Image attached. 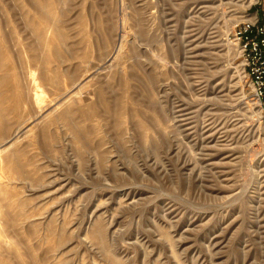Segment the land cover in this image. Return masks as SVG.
<instances>
[{
    "label": "rangeland",
    "instance_id": "374dc122",
    "mask_svg": "<svg viewBox=\"0 0 264 264\" xmlns=\"http://www.w3.org/2000/svg\"><path fill=\"white\" fill-rule=\"evenodd\" d=\"M254 15L264 0H0V85L22 95L0 264H264V114L231 37Z\"/></svg>",
    "mask_w": 264,
    "mask_h": 264
},
{
    "label": "built area",
    "instance_id": "2783aa9c",
    "mask_svg": "<svg viewBox=\"0 0 264 264\" xmlns=\"http://www.w3.org/2000/svg\"><path fill=\"white\" fill-rule=\"evenodd\" d=\"M231 37L239 48L243 74L264 114V24L250 16L234 26Z\"/></svg>",
    "mask_w": 264,
    "mask_h": 264
},
{
    "label": "bare ground",
    "instance_id": "6f19581e",
    "mask_svg": "<svg viewBox=\"0 0 264 264\" xmlns=\"http://www.w3.org/2000/svg\"><path fill=\"white\" fill-rule=\"evenodd\" d=\"M45 19V18H44ZM39 23V22H38ZM33 25V24H32ZM40 25V24H39ZM38 24L34 26V29L35 31L37 32V34H40L41 33V25L39 26ZM120 32V31H119ZM122 32V31H121ZM54 38V37H53ZM122 41V40H121ZM57 42V41H56ZM117 44V43H116ZM115 44V45H116ZM233 45L238 49L239 51V48L236 44L233 43ZM2 45L0 46V67H2L8 60H6L4 54H3V49H2ZM58 53V52H57ZM46 55V54H45ZM48 55V54H47ZM50 56V55H49ZM49 56L48 59H49ZM47 59V60H48ZM46 60V62H47ZM45 61V60H43ZM50 62V61H49ZM7 65V64H6ZM10 65V64H9ZM47 65V64H46ZM45 67V65H43ZM49 66V65H47ZM6 67V66H5ZM9 68V66H8ZM9 70H11L9 68ZM8 70V71H9ZM7 71V72H8ZM53 71V70H52ZM6 72V70H5ZM3 78V77H2ZM1 78V79H2ZM5 78V77H4ZM7 78V76H6ZM33 81H34V85H35V92H34V101L35 103L42 107V101L39 97V90L41 89L40 88V84L36 83L34 78H32ZM3 81V80H1ZM5 81V80H4ZM16 83V82H15ZM3 85V83H2ZM7 88H10L12 91L10 90H7ZM23 90V89H22ZM22 95L19 91V85L16 83V84H13L12 86H8V85H5L4 86H1L0 85V135H3L5 134L8 129H9V120H8V114L9 113H16L19 109V103L22 101L21 99ZM7 101V102H6ZM9 101L13 102V104H7L5 105V103H8ZM256 104H258L257 100L255 101ZM259 107V105H258ZM41 110V109H40ZM15 115V114H14ZM15 118V117H13ZM12 119V118H11ZM11 121V120H10ZM20 159V158H19ZM18 157L17 156H14L13 158H10L9 161H8V165L10 166L9 170H7L8 172H10L11 174H13L14 176H21V173L23 172V167H22V164H21V160L19 161ZM1 182H0V192H4L5 191V187L1 186ZM99 237L102 238V232L101 230L99 229ZM15 245L16 244H13V247L15 248Z\"/></svg>",
    "mask_w": 264,
    "mask_h": 264
},
{
    "label": "crops",
    "instance_id": "0c3cea01",
    "mask_svg": "<svg viewBox=\"0 0 264 264\" xmlns=\"http://www.w3.org/2000/svg\"><path fill=\"white\" fill-rule=\"evenodd\" d=\"M263 22V21H262Z\"/></svg>",
    "mask_w": 264,
    "mask_h": 264
}]
</instances>
